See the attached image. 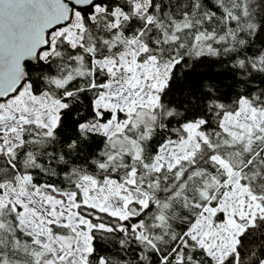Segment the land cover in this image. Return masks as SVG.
<instances>
[{
    "label": "snow or ice",
    "instance_id": "snow-or-ice-1",
    "mask_svg": "<svg viewBox=\"0 0 264 264\" xmlns=\"http://www.w3.org/2000/svg\"><path fill=\"white\" fill-rule=\"evenodd\" d=\"M0 264H264V0H0Z\"/></svg>",
    "mask_w": 264,
    "mask_h": 264
}]
</instances>
